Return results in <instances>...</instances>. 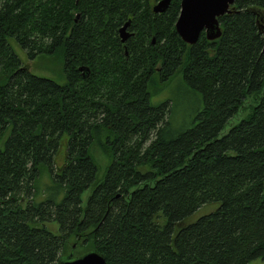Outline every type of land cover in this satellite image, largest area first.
Returning a JSON list of instances; mask_svg holds the SVG:
<instances>
[{
	"label": "trees",
	"instance_id": "trees-1",
	"mask_svg": "<svg viewBox=\"0 0 264 264\" xmlns=\"http://www.w3.org/2000/svg\"><path fill=\"white\" fill-rule=\"evenodd\" d=\"M157 1L0 0V264L264 259V0H234L220 37L192 45L181 0ZM12 43L60 55L65 81L30 72ZM175 78L201 106L171 135L170 100L153 98Z\"/></svg>",
	"mask_w": 264,
	"mask_h": 264
},
{
	"label": "rangeland",
	"instance_id": "rangeland-1",
	"mask_svg": "<svg viewBox=\"0 0 264 264\" xmlns=\"http://www.w3.org/2000/svg\"><path fill=\"white\" fill-rule=\"evenodd\" d=\"M230 8L232 9V6H230ZM11 46L17 57L21 59V61L28 67L29 71L33 74L50 78L57 83H63L65 81L62 72L63 63L60 55L56 54L53 57L44 56L29 59L25 51L21 49L20 46L14 43H12ZM162 99L170 100L171 113L169 132L171 133V135H175L177 132L181 131L185 127L190 126L191 117L201 106V101L197 93L192 90L188 85H186L180 78H175L171 82V84L168 85L165 89L158 91V94L156 95V98H153V101H158ZM228 127L229 126L226 125L222 132H225ZM148 142L149 141H146L145 146L148 144ZM94 157L97 159L104 160V157L98 151L95 152ZM100 170L98 171V173L100 172ZM90 193L91 188L87 189L83 193V200H85L88 194ZM216 207L217 203H210L201 206L193 214H191L190 221L196 220L198 217L209 213ZM45 226L47 227V229L53 231L54 233L58 232V224L54 221L46 222ZM68 252L63 255H68ZM77 255H74L72 253L73 257ZM247 264H264V259L255 258L250 260Z\"/></svg>",
	"mask_w": 264,
	"mask_h": 264
},
{
	"label": "water",
	"instance_id": "water-1",
	"mask_svg": "<svg viewBox=\"0 0 264 264\" xmlns=\"http://www.w3.org/2000/svg\"><path fill=\"white\" fill-rule=\"evenodd\" d=\"M170 0H158L152 6L153 13H162L169 6ZM234 0H181L175 29L179 37L188 44H194L201 32L208 40L220 37L222 30L218 18L229 13ZM130 21L119 28L121 42H125L131 33L127 30ZM264 31V25L261 26ZM75 245H73L74 247ZM57 264H106L105 258L96 250H88L75 257L72 253L62 257Z\"/></svg>",
	"mask_w": 264,
	"mask_h": 264
}]
</instances>
